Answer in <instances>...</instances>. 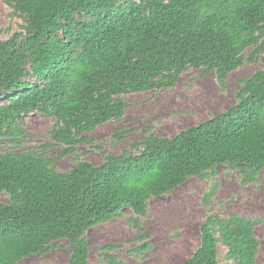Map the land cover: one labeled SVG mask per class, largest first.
I'll use <instances>...</instances> for the list:
<instances>
[{"label": "trees", "instance_id": "trees-1", "mask_svg": "<svg viewBox=\"0 0 264 264\" xmlns=\"http://www.w3.org/2000/svg\"><path fill=\"white\" fill-rule=\"evenodd\" d=\"M0 3L23 23V34L0 40V147L4 139L19 146L22 119L37 112L53 119L48 137L75 161L60 173L56 159L37 151L0 153V198L7 199L0 201V264L44 255L60 241L70 249L67 264H88L89 229L128 209L129 224L141 231L150 199L189 178L208 180L223 167L236 172L242 186L260 181L263 70L241 80L233 108L173 138L147 135L117 156L103 155L99 167L75 152L96 128L123 118L128 104L122 96L172 88L188 69L214 73L224 87L232 71L258 62L264 0ZM216 191L215 184L204 195L207 206ZM258 224L209 215L185 264H256Z\"/></svg>", "mask_w": 264, "mask_h": 264}, {"label": "rangeland", "instance_id": "rangeland-1", "mask_svg": "<svg viewBox=\"0 0 264 264\" xmlns=\"http://www.w3.org/2000/svg\"><path fill=\"white\" fill-rule=\"evenodd\" d=\"M15 34H23V23L0 3V40L7 41ZM258 70L264 71V54L258 62L245 63L232 71L224 87L218 85L214 73L202 75L200 70L188 69L172 88L122 96L128 104L123 118L89 133L88 143L77 146L75 155L99 167L103 155L117 156L147 135L173 138L199 126L233 108L241 80ZM53 124L52 118L37 112L25 116L19 146L4 139L0 153L37 151L46 159H56L54 166L58 172L71 170L75 164L73 156H62L65 147L48 137ZM215 184L216 194L207 206L204 195ZM0 201L7 199L3 195ZM212 214L257 219L256 264H264V171L258 183L242 186L239 175L223 167H218L211 179L192 177L168 194L150 199L147 213L140 219L141 231L129 224L132 213L128 209L118 218L89 229L85 234L88 264H185L199 247L201 225ZM105 247L108 248L103 250ZM69 255L68 243L60 241L46 254L31 256L19 264H67ZM224 255L225 249L220 247L221 263Z\"/></svg>", "mask_w": 264, "mask_h": 264}]
</instances>
